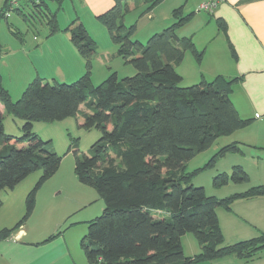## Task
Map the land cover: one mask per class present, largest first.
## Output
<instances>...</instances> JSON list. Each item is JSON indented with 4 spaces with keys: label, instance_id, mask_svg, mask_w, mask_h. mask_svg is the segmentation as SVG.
I'll return each instance as SVG.
<instances>
[{
    "label": "trees",
    "instance_id": "obj_1",
    "mask_svg": "<svg viewBox=\"0 0 264 264\" xmlns=\"http://www.w3.org/2000/svg\"><path fill=\"white\" fill-rule=\"evenodd\" d=\"M25 1L30 8L48 12L51 35L60 30L57 16L49 12L44 0ZM130 1L115 0V6L97 19L118 46L117 56L136 69L133 77L119 79L112 73L101 85L93 84L90 68L96 52L83 24L72 33V41L88 67L77 81L50 84L36 78L22 98L13 102L0 75V102L5 113L24 121L22 137L9 135L0 110V193L42 172L26 198L24 216L13 228L0 231V241L27 223L40 188L61 166L62 157L33 131V123L62 121L82 112V127L98 129L102 136L92 146L91 155L73 151L75 173L83 185L98 192L106 205L102 216L89 222L82 241L89 264H192L229 255L256 257L264 250V235L225 246L217 210H231L238 199L264 196V188L252 187L219 199L191 185L194 174L184 172L186 163L218 139L251 124L252 120L241 118L231 99L238 79L218 76L211 82L202 79L194 86L181 87L183 77L175 65L181 64L187 53L198 64L204 57L192 38L178 35L192 15L182 16L181 9L175 10L176 23L144 45L132 41L137 27H126L125 17L140 8L141 16H145L163 0H133L132 8ZM21 10L12 13L20 14ZM2 18L8 19L3 13ZM218 25L226 29L223 22ZM241 152L239 144L225 146L204 169L228 154ZM248 182L242 167L234 166L231 174L215 177L213 186L220 189ZM188 233L195 235L202 248L193 258L183 252L182 237Z\"/></svg>",
    "mask_w": 264,
    "mask_h": 264
},
{
    "label": "rangeland",
    "instance_id": "obj_2",
    "mask_svg": "<svg viewBox=\"0 0 264 264\" xmlns=\"http://www.w3.org/2000/svg\"><path fill=\"white\" fill-rule=\"evenodd\" d=\"M44 1L49 7V12L57 16L60 30L54 35H51L49 21L46 17L48 12L44 8L31 7L25 14H29V17L12 13L8 19L0 20L1 43L11 44L8 48L9 57L4 62L9 66L4 70V78L1 77V83L13 102H18L22 98L24 91L36 78L41 79L44 83L71 84L88 71L86 59L72 41V33L79 25L78 16L84 15L79 1ZM133 5V0H131V8ZM142 10L143 8H140L128 13L124 24L126 27L136 25L137 30L132 41H139L146 45L153 35L163 32L173 24L172 22L166 24L161 20L152 21L148 14L141 16ZM85 21L89 35L94 41L93 48L96 52L90 68L93 84L101 85L112 73H117L119 79L133 77L136 74V69L117 56L118 46L112 42L107 28L102 23L90 22L88 19ZM185 26L189 28V22ZM20 36L26 40V53L15 49V46L21 43ZM189 56L190 54L187 53L184 61L175 65L176 72L183 77L181 87L194 86L201 81L194 82L196 80L193 81V78H189V73L192 71L190 67L196 69L194 60H192V65L189 63ZM82 110L84 111V109ZM83 123L82 112L62 121H36L33 123V131L43 141L50 142L54 151L62 157L58 172L47 180L39 190L44 199L54 203L57 211L52 213L47 220L43 219L44 217L38 219L39 226H37L39 228L36 232L39 235H46L45 237L58 234L59 238L66 243L70 255L77 264H89L82 247V241L88 234L89 222L101 217L106 209L105 202L98 192L90 186L83 185L75 173L76 160L73 151L77 149L82 154L91 155L92 146L102 136V132L98 129L85 130L82 127ZM23 124V120L11 114L6 113L4 116V129L9 135L22 137ZM222 140L185 165V174L188 176L194 174L191 185L196 188H204L209 196L227 194L226 187L218 193V189L213 186V180L224 172L230 173L229 161L225 162L220 159L213 167L204 169L210 159L223 147L224 141ZM41 175V171L35 172L13 190H5L0 193L2 200L0 231L13 228L22 219L25 214L26 198ZM230 192L231 190H228V193ZM31 227H33L31 224L27 225V230L30 231ZM256 238H258L257 235L243 241ZM227 239L229 240L228 234L224 235L225 246L239 243L228 244ZM182 246L184 255L188 258L196 257L202 252L198 240L192 233L182 237ZM259 257L241 258L237 255H229L192 264H264V253Z\"/></svg>",
    "mask_w": 264,
    "mask_h": 264
},
{
    "label": "crops",
    "instance_id": "obj_3",
    "mask_svg": "<svg viewBox=\"0 0 264 264\" xmlns=\"http://www.w3.org/2000/svg\"><path fill=\"white\" fill-rule=\"evenodd\" d=\"M78 1L84 15L78 16L77 22L86 29L85 19L100 23L97 18L115 6V0ZM205 1L163 0L148 15L152 21L161 20L166 24L176 23L173 13L177 9L182 10V16L192 15L189 28L182 27L178 35L192 38L197 50L204 52L201 64L191 54L189 56V63L192 60L196 63V69L190 67L192 71L189 73V78L196 80L194 82L202 79L211 82L218 76L229 80L238 79L231 99L241 118L252 122L248 127L222 137L217 142L224 139L223 147L233 143L241 146V153L228 154L222 158V161H229L231 168L230 173L224 174L229 175L234 166H240L248 174L249 182L232 184L235 188L230 184L226 186L227 194L214 195L225 199L245 193L252 187L264 188V0H225L213 14L198 11ZM2 3L0 1L1 6ZM21 9L20 14H15L23 13L24 16L30 6L24 1ZM219 21L225 24V30L220 29ZM19 39L22 44L16 42L19 44L15 49L26 53V40L21 36ZM10 45L2 44L0 39V75L3 78L4 70L9 66L4 62L9 57ZM0 110L6 114L1 102ZM222 190L218 189V193ZM228 190L231 192L228 193ZM55 211L54 203L44 199L39 191L35 209L27 224L10 238L0 241V264H77L58 234L45 237L36 232L39 228L38 219L44 217L47 220ZM217 214L224 235L229 236L228 244L264 235V196L238 199L232 204L231 210L220 208ZM30 224L33 227L28 231L27 225ZM263 253L264 250L259 253L260 257Z\"/></svg>",
    "mask_w": 264,
    "mask_h": 264
},
{
    "label": "built area",
    "instance_id": "obj_4",
    "mask_svg": "<svg viewBox=\"0 0 264 264\" xmlns=\"http://www.w3.org/2000/svg\"><path fill=\"white\" fill-rule=\"evenodd\" d=\"M2 1V6L0 5V15L3 13L6 17L19 9L25 0H0ZM225 0H207L199 6V12H205L208 14H213L219 5Z\"/></svg>",
    "mask_w": 264,
    "mask_h": 264
}]
</instances>
